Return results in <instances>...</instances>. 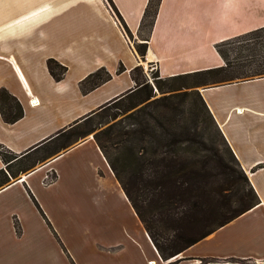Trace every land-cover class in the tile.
Masks as SVG:
<instances>
[{
    "label": "crops",
    "instance_id": "obj_1",
    "mask_svg": "<svg viewBox=\"0 0 264 264\" xmlns=\"http://www.w3.org/2000/svg\"><path fill=\"white\" fill-rule=\"evenodd\" d=\"M148 2L0 0V88L23 110L12 123L0 114V145L19 155L15 176L0 186V264H168L93 138L61 134L132 93L137 66L147 77L152 63L164 77L223 65L215 43L264 26V0H158L142 26ZM145 37L141 58L134 43ZM49 58L65 66L59 80ZM99 68L111 77L82 92L79 82ZM197 89L259 202L176 258L264 264V76Z\"/></svg>",
    "mask_w": 264,
    "mask_h": 264
},
{
    "label": "trees",
    "instance_id": "obj_2",
    "mask_svg": "<svg viewBox=\"0 0 264 264\" xmlns=\"http://www.w3.org/2000/svg\"><path fill=\"white\" fill-rule=\"evenodd\" d=\"M157 4L158 0H149L142 26L152 23ZM147 39L134 43L141 58ZM214 46L223 65L164 77L155 70L153 82L163 93L157 97L137 66L130 71L136 86L132 93L125 92L80 118L88 122L111 102L125 100L131 108L140 105L133 110L131 121L109 126L94 138L164 261L176 258L259 202L197 87L264 76V26ZM47 67L56 80L65 72V66L52 58L47 60ZM122 70L120 64L117 71ZM110 77L105 68H99L79 82L80 89L88 92ZM0 114L8 123L23 114L18 100L5 88H0ZM71 128L61 136L71 134ZM18 157L0 145V159L6 164V171L0 169V186L9 181V175L15 176L13 166ZM14 226L20 232L18 221ZM208 260L203 258L201 262Z\"/></svg>",
    "mask_w": 264,
    "mask_h": 264
},
{
    "label": "rangeland",
    "instance_id": "obj_3",
    "mask_svg": "<svg viewBox=\"0 0 264 264\" xmlns=\"http://www.w3.org/2000/svg\"><path fill=\"white\" fill-rule=\"evenodd\" d=\"M232 54L233 52H230V56ZM151 64L152 63H148V65H146L147 72H148L147 78H148V82L152 84L153 90L155 91L154 97H157V96H161L163 93L159 92L155 87V84L153 82L152 73L156 69L155 68L150 69ZM126 104H127V101L125 100L119 101V102L118 101L111 102L105 108H103L102 110H99L97 114H94L89 119L88 122L86 123L80 122L77 126H74L73 128H71L72 133L69 134V141L77 140L78 138L82 136H90L95 141V138H94L95 133L101 130H105L107 127L116 125L117 123L125 124L126 121H129V120L131 121L132 115L134 113L133 110L140 105L134 108H131V106L127 107ZM18 166L20 165H17V167ZM14 170L15 168H13V171ZM169 261H173V264H192L193 263V260L188 256L174 258Z\"/></svg>",
    "mask_w": 264,
    "mask_h": 264
},
{
    "label": "built area",
    "instance_id": "obj_4",
    "mask_svg": "<svg viewBox=\"0 0 264 264\" xmlns=\"http://www.w3.org/2000/svg\"><path fill=\"white\" fill-rule=\"evenodd\" d=\"M154 68H155V65L151 64L150 69H154ZM52 180H53V177H52V175H49V174L45 178L46 183L50 182ZM148 264H154L153 260L148 261Z\"/></svg>",
    "mask_w": 264,
    "mask_h": 264
},
{
    "label": "bare ground",
    "instance_id": "obj_5",
    "mask_svg": "<svg viewBox=\"0 0 264 264\" xmlns=\"http://www.w3.org/2000/svg\"><path fill=\"white\" fill-rule=\"evenodd\" d=\"M173 258V257H172ZM172 258L170 260H172Z\"/></svg>",
    "mask_w": 264,
    "mask_h": 264
}]
</instances>
